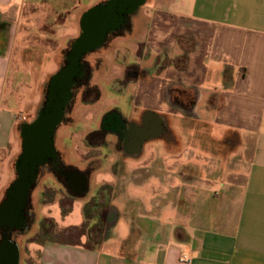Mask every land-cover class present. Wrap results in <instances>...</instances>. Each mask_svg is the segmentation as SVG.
Wrapping results in <instances>:
<instances>
[{
  "label": "crops",
  "instance_id": "1",
  "mask_svg": "<svg viewBox=\"0 0 264 264\" xmlns=\"http://www.w3.org/2000/svg\"><path fill=\"white\" fill-rule=\"evenodd\" d=\"M103 1L0 0V22L8 24V41L0 42V156L17 160L24 122L21 95L8 81L27 80L47 57L57 71L84 14ZM132 29L113 48L145 40L151 62L141 67L152 74L134 89L140 106L166 118L171 136L161 141L162 158L172 149L201 154L173 166L183 193L177 221L140 213L133 196L113 204L98 248L48 241L39 264H264V0H144ZM174 80L198 93L184 120L165 96ZM8 185H0V202Z\"/></svg>",
  "mask_w": 264,
  "mask_h": 264
},
{
  "label": "flooded vegetation",
  "instance_id": "2",
  "mask_svg": "<svg viewBox=\"0 0 264 264\" xmlns=\"http://www.w3.org/2000/svg\"><path fill=\"white\" fill-rule=\"evenodd\" d=\"M143 2L132 11L120 13V0H104L96 7L102 11V24L96 28L90 27L91 12L84 14L83 27L78 37L72 42L57 71L43 85L34 117L20 126L19 156L24 152L25 141L34 133L42 157L36 164L31 180L29 198L23 210L24 221L20 226L0 225L4 238L15 241L17 234H23L31 226L33 215L30 197L31 191L37 188H41L38 197L41 203L46 201L44 193L47 192L52 194L48 203L53 202L57 195L58 205L82 200L83 207L98 209L95 219H92L95 221L94 225L96 221L98 224L96 230L92 229L91 232L106 235L116 214L110 202V196L112 193L116 196V191L111 188H124L122 181L128 171L131 179L139 175L144 176L148 182L154 176L152 172L156 166V171L160 173L157 178L165 176L167 169L164 159L162 155L153 154L150 146L155 141H169L171 134L166 118L152 107L140 106L135 89L128 90V86L134 87L138 82L147 80L152 69L141 67L133 60L127 62L123 72L114 76V86H106L109 92L106 97L108 94L113 95L107 103L104 102L100 83L95 82L93 77L96 66L103 63V58L96 54L101 51H116L113 48L115 39L133 35L132 22ZM129 6L130 3H127V8ZM99 34L103 37L101 43L96 47H85L79 57L75 58V47L81 38ZM116 54L114 61L117 59ZM117 64L120 63L116 61L115 65ZM66 75L70 77L67 88L64 82ZM165 96L170 100L172 109L179 112L183 120L186 116L188 118L194 115L198 98L195 89L186 88L180 80H174L167 86ZM116 97H127V109L119 104ZM99 103L101 106L95 107ZM59 106L60 114L52 131V149L47 153L41 147L44 145L43 125L49 123ZM61 128L68 134H63L65 130L63 132ZM80 145L83 148L81 152H77ZM70 147L74 149V154L70 152ZM104 162L111 164L113 171L98 172L95 175L98 166ZM92 182L95 183L94 186ZM90 188L95 189L90 191ZM105 188L110 189L106 191ZM89 194L91 198L83 201Z\"/></svg>",
  "mask_w": 264,
  "mask_h": 264
},
{
  "label": "rangeland",
  "instance_id": "3",
  "mask_svg": "<svg viewBox=\"0 0 264 264\" xmlns=\"http://www.w3.org/2000/svg\"><path fill=\"white\" fill-rule=\"evenodd\" d=\"M93 1L95 0H81L82 3H93ZM7 31V28L6 30L0 28V42L2 45H5L8 41ZM128 41V43H124V51H114L117 52V54L115 53L117 56L116 61H118L120 64L115 65V54L112 50H109V52L104 55L100 52L98 53L99 55L101 54L102 58L104 59L103 63L99 67L96 66L93 77L95 82L100 83V86L103 90L104 102L106 101L105 103H107L108 99L113 96L108 94L109 98L106 97V94L109 93L106 86H114L112 83L114 76H119L123 72L127 62L133 60L138 62L140 66L147 65L151 62V59L147 57L148 55L144 52V39L139 42L135 40L136 42L133 41L134 43L131 42L132 40L130 39ZM136 43L138 45H136ZM59 44H64V41H60ZM137 47L138 49L136 50ZM104 56H106V59ZM47 58L41 61V67L39 66L40 64L32 66L33 68L36 67L38 71L36 70L35 73L30 71L28 74V77L30 78H28L27 80L19 82V76L17 75V78L15 80L8 81L9 86L7 85V89H9L11 92L14 89L21 95V99L23 102L22 105H20V107L17 109V111L20 113V117H23L24 121L32 120L36 113L38 104L41 99L40 95L42 94V84L45 81H41V79L44 78L45 74L47 73L53 75L56 72V66L49 63V58ZM161 66L162 64L158 65V67ZM49 77L50 76H48L47 78ZM103 83L105 85H103ZM116 88H118V86H116ZM131 88L134 87L128 86V90H131ZM137 90H139V87L137 88ZM20 95L18 96L19 98ZM116 98L119 101V104L122 105L123 108L127 109V97ZM97 106L100 107L101 104L99 103L95 107ZM80 109L82 110V108ZM175 118L177 119V117ZM175 127L176 131L180 129L178 125H175ZM61 130L64 132L65 129L61 128ZM81 133L82 132L80 131L79 134ZM63 134L67 135L68 132L65 130ZM212 134L214 137H219L220 131L214 129L212 131ZM177 136L179 137L180 134L176 132L175 137L178 138ZM194 136L193 134L188 135V137ZM152 146H150V149L152 148L153 153L157 155L159 154V156H161L163 143L161 141H155L154 146ZM163 147L164 150H167V147L165 145ZM78 148L80 150H77V152H81V148L83 147L80 145ZM173 150L174 149L171 150V156L169 155L170 157L167 156V152H164L165 168H170L166 171V174L163 178H161L160 176L159 178H157L160 173L156 171V166L153 167L154 170L152 172V175L154 176L150 178L148 182L146 181L144 176L139 175L135 179H131L130 172L126 171L127 176L122 181L125 187L111 188L112 190L116 191V196L114 193H112V195L110 196L111 204L116 203L118 205H123L126 200L128 202L131 198H134L133 196H136L139 200V203L143 206V208L139 210L140 213L144 214L145 212H148V215H156L165 223H169L171 221L176 223L177 220L173 209L174 206L178 205V202L182 200L181 198L183 196V193L182 188L180 187L179 178L177 174H175L177 172L173 170V166L174 164H183L187 160L188 155L193 158H197L201 154L197 151L188 152L187 150H183L182 152H176V149L174 151ZM208 151H210V149H208ZM70 152H73L74 154L75 151L70 147ZM15 161L7 160L5 155L0 156L1 187H3L7 182L10 185L15 179ZM76 161L80 162L78 159H76ZM138 165L139 164H137V167L139 168ZM110 170L113 171L112 165L104 162V164H100L98 166V169L96 170V172H94V174L96 175L98 172H109ZM92 184V186L95 185V183L93 182ZM94 189L95 188H90V191H93ZM105 189L106 191H108L110 188ZM40 190L41 188H37L31 191L30 210L32 211L33 215L31 226L26 232H24L23 234H17V237H15L20 250V264H39L41 261L42 248L48 241L64 245L68 244L84 246L86 244L91 247H99V245L97 246L96 244H94V242L97 243L93 239L96 238V235L91 232L92 229L96 230V224H98V221H96V224L94 225L95 221L86 218V215H88V213L95 216L98 213V209L92 207H83L82 200H75L70 204L58 205L56 203L59 200V197L57 195L53 198V202L48 203L51 200L52 194L47 192L44 193L46 201L44 203H41L40 199L38 198L40 197ZM189 196L192 198V193ZM89 198H91L90 194L83 201H86Z\"/></svg>",
  "mask_w": 264,
  "mask_h": 264
},
{
  "label": "water",
  "instance_id": "4",
  "mask_svg": "<svg viewBox=\"0 0 264 264\" xmlns=\"http://www.w3.org/2000/svg\"><path fill=\"white\" fill-rule=\"evenodd\" d=\"M143 1L144 0H130L129 2V0H120L119 12L124 13L126 11H132ZM126 2L130 3V6L128 8ZM99 10L100 9H96L95 7L89 11L91 12L90 17L92 20L90 22L92 24L90 25V27L96 28V26L99 27L102 24L100 21V17H102V11ZM102 39V34H99L98 36L89 35L87 37L81 38V40L75 47V58L79 57L80 53L82 52V50H84L85 47L98 46L101 43ZM64 82L67 88L70 82V77L68 75L65 76ZM58 108L59 109L53 114L49 123L43 125L44 145L41 147H44L45 152L47 153H50L52 149V131L55 123L58 121V117L60 114V106ZM29 138L30 139L25 141L24 143V152L22 156H19L17 160V177L13 180V182L7 189L6 200L0 204V225L20 226L24 221L23 210L29 198L31 180L33 179L36 164L42 157L40 154L39 144H37L35 140V134L31 133ZM83 186L84 183L82 184V187ZM0 264H19V247L15 241H12L8 238H3L0 241Z\"/></svg>",
  "mask_w": 264,
  "mask_h": 264
},
{
  "label": "trees",
  "instance_id": "5",
  "mask_svg": "<svg viewBox=\"0 0 264 264\" xmlns=\"http://www.w3.org/2000/svg\"><path fill=\"white\" fill-rule=\"evenodd\" d=\"M0 28H2L3 30H6V28H7V30H8V24L7 23H1L0 22ZM17 160H18V158H17ZM17 160H16V162H15V165L17 164ZM13 182V181H12ZM8 189V188H7ZM6 192H7V190H6ZM6 198H7V196H6V193H5V195H4V197H3V199H2V201L0 202V204L2 203V202H4L5 200H6ZM85 208H91V207H85ZM95 217L96 216H93V215H91V214H89L88 213V215H86V218L87 219H95ZM1 229V228H0ZM96 235V238H93L94 239V241H96L97 243H95L94 242V244H96L97 246L98 245H100V243L102 242V240H103V237H104V235H102V233L101 232H99V233H97V234H95ZM4 237H3V235H2V230H0V241L3 239ZM101 238V239H100ZM86 248H89V249H92V248H96V247H91V246H89V245H84Z\"/></svg>",
  "mask_w": 264,
  "mask_h": 264
}]
</instances>
